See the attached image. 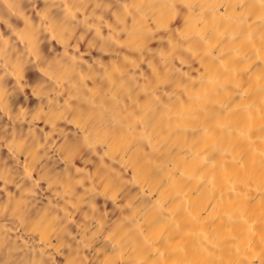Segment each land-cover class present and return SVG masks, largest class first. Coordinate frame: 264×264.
<instances>
[{
    "label": "bare ground",
    "instance_id": "bare-ground-1",
    "mask_svg": "<svg viewBox=\"0 0 264 264\" xmlns=\"http://www.w3.org/2000/svg\"><path fill=\"white\" fill-rule=\"evenodd\" d=\"M0 264H264V0H0Z\"/></svg>",
    "mask_w": 264,
    "mask_h": 264
}]
</instances>
